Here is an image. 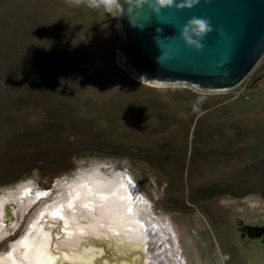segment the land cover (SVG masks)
Returning <instances> with one entry per match:
<instances>
[{
	"label": "rangeland",
	"instance_id": "rangeland-1",
	"mask_svg": "<svg viewBox=\"0 0 264 264\" xmlns=\"http://www.w3.org/2000/svg\"><path fill=\"white\" fill-rule=\"evenodd\" d=\"M16 1H0L7 3L6 12L0 9V55L19 41L15 30L23 33L25 49L29 29L50 52L16 65L19 76L43 84L37 101L13 113L0 101V260L14 254L18 264H29L31 240L42 233L44 256L56 260L93 248L94 264H264V57L231 90L146 83L121 62L126 36L116 5ZM162 144L182 154L187 145L178 171L142 160L144 151ZM100 169L107 170L104 180L121 176L140 196L131 211L144 241L114 233L105 218L109 227H86L100 216L92 197L84 198L88 214L79 200L70 214L62 205L63 218L47 210L79 178ZM223 184L262 194L205 197Z\"/></svg>",
	"mask_w": 264,
	"mask_h": 264
},
{
	"label": "water",
	"instance_id": "water-1",
	"mask_svg": "<svg viewBox=\"0 0 264 264\" xmlns=\"http://www.w3.org/2000/svg\"><path fill=\"white\" fill-rule=\"evenodd\" d=\"M129 2L119 4L118 21L126 36V64L141 79L226 91L239 86L264 57V0H200L191 9L173 7L159 15L147 5L129 14L125 6L121 13ZM194 16L212 27L199 52L179 37Z\"/></svg>",
	"mask_w": 264,
	"mask_h": 264
},
{
	"label": "bare ground",
	"instance_id": "bare-ground-1",
	"mask_svg": "<svg viewBox=\"0 0 264 264\" xmlns=\"http://www.w3.org/2000/svg\"><path fill=\"white\" fill-rule=\"evenodd\" d=\"M141 81L146 82V83H153L155 85L164 84V83L150 82L144 79H141ZM100 171H101L100 173L96 172V173H93L92 175H88L85 177L80 176L81 178H79V180H77L76 182L73 181L74 183L71 185L72 190L68 189L67 191L68 193L66 192L65 194H62V195L59 194L60 196L58 197V199H56L51 204V207L47 210L50 212L52 216L63 218L62 211L64 208L62 209V205L64 203L66 204L67 208L69 209V210L67 209V212H68V211H71V209H73L72 203L75 200L76 201L79 200L80 204L82 205V208L88 214V212H90L88 204L90 203H88L87 200L88 199L90 200V198L92 197L94 200H97L99 202L98 206H99L100 216L99 218L96 217L94 221L92 222H90L92 220L91 219L89 221L90 222L89 225L87 224L86 227L92 228L94 230L95 228L98 229L100 227H104L105 225L108 226L107 225L108 223L105 224L103 222V218H105L104 220H107L108 222L112 224V226H114V228L111 229L114 233L117 231L120 233L122 232L123 235L128 240H131V241L132 240L139 241V242L144 241L145 238L143 237L144 235L142 234V230H141L142 225L137 220L135 216L136 213L133 214L131 211V204L135 200H138L140 196L138 195V193L131 191L130 186L128 185L126 180L122 178L121 176L119 178L112 174V178L110 180L105 179L106 180L105 181L104 175L107 170L100 169ZM111 182H113L114 184L112 183L113 184L112 185ZM90 190H91V193H89ZM84 198H86L87 200H85ZM72 221H74V219ZM108 227L106 229H108ZM116 228H118V230ZM165 229L169 231L168 228H165ZM78 230H80L81 232L83 231L80 228H78ZM97 231L99 232V230ZM81 232H79V234ZM38 236L39 237L36 236L34 240H31L33 241L31 243L34 244L36 248H34L33 250L27 251L26 256H25L27 257L29 264H66V263L94 264L95 253H94L93 248H85L82 252L73 253L72 255L65 253L63 257L60 256V258L58 257L57 260L52 258L51 256L46 257L44 256V251L46 250L45 246L47 245V238L42 233H39ZM67 240L69 242H73V240L70 238H68ZM0 264H18V263L15 261L14 254H13L9 258H7L6 261L0 260Z\"/></svg>",
	"mask_w": 264,
	"mask_h": 264
},
{
	"label": "trees",
	"instance_id": "trees-1",
	"mask_svg": "<svg viewBox=\"0 0 264 264\" xmlns=\"http://www.w3.org/2000/svg\"><path fill=\"white\" fill-rule=\"evenodd\" d=\"M2 1V0H0ZM5 1V0H4ZM22 1V0H21ZM21 1H16V3H20ZM6 4L5 2H3L2 4H0V9H3L4 12H6ZM21 4V3H20ZM20 6V5H19ZM21 16H23V14L21 13ZM5 20L3 19L2 22H4ZM13 24H15V27H18V22H14ZM18 24V25H17ZM33 30V31H32ZM29 29L27 31L28 33V38L32 39V41H29L28 44H31L28 46V44L26 45L25 49V37L22 33V35H18L17 34V30H15V38L20 37L19 41L16 42V45H13L12 47L10 46L5 47L1 50V53L4 55H0V101L1 104H4L3 109L8 110V111H13L14 110H19L20 108H22V105L25 103H29L32 102L33 100L37 101L38 98L36 97L37 95H39L41 93V88L43 87V84L40 83L39 80H29V78H23V75L21 74L19 76L20 73L18 72V69L16 67L17 63L19 64H24V62H31L32 61V56L33 57H42L45 56L46 54H48L49 49H43L42 48V40L37 41V30L36 29ZM36 30V31H34ZM0 31H1V27H0ZM32 31V32H31ZM6 34L5 31L2 35V38H5ZM17 36V37H16ZM33 42V43H31ZM38 42L40 45H38ZM53 47V46H52ZM24 49V50H23ZM64 49V52H66L67 46H63L62 50ZM11 59V60H10ZM11 61L13 62V65H11ZM10 64V68L8 67V65ZM3 65L5 66V68H3ZM5 69V70H4ZM20 71L21 73L23 72L22 66H20ZM45 73V71L43 72ZM33 77V76H32ZM32 79V78H31ZM12 84V85H10ZM15 89V93L16 96L12 95L10 96V91L11 89ZM29 88L31 89V93L32 95H30L28 92L27 94V98L23 97L24 96V91L23 90H28ZM35 93V94H33ZM21 96V97H19ZM19 97V98H18ZM13 98V100L11 99ZM199 121L196 122L193 133H192V146L196 147V143H197V138L200 135V125H199ZM215 134H210V137H214ZM209 145V144H207ZM165 146V148H164ZM184 152L183 154L181 153V148L180 149H176L175 148H170L169 145H163L161 147H156V146H152L151 149H148L147 151H144L142 153V155L144 156V158L142 159L144 162L150 164V166H152L154 168L159 166H162L165 170L168 169L169 167H173L174 168V172L178 171L176 168H178L180 163V158L184 157L187 154V145H184ZM182 154V155H181ZM163 158V159H162ZM162 159V160H161ZM185 159V157L183 158ZM161 160V161H160ZM173 160V162H172ZM174 161H177V165H174ZM183 161V160H182ZM172 163V166H170L169 164ZM264 163V162H263ZM184 166V163H182V165L180 166V169L182 170ZM264 166V165H263ZM257 168V166L255 165V169ZM264 167H262L263 169ZM251 170H253V168H250ZM173 170V169H172ZM247 175V173H244ZM253 173V177H254ZM251 175V176H252ZM225 184H223V187H218L217 189H213L212 191H209L206 193L205 197H215L217 195H224V196H232L235 198H242L244 196H250V195H256L258 194L260 196V194L262 193H258L255 190H239L237 188L233 187H224ZM232 188V189H231Z\"/></svg>",
	"mask_w": 264,
	"mask_h": 264
},
{
	"label": "clouds",
	"instance_id": "clouds-1",
	"mask_svg": "<svg viewBox=\"0 0 264 264\" xmlns=\"http://www.w3.org/2000/svg\"><path fill=\"white\" fill-rule=\"evenodd\" d=\"M78 3L79 0H76ZM200 0H130L128 4L124 5L128 7L129 14L133 9L139 10L142 6L147 5L152 13L159 15L160 11L163 9H170L175 7L177 11L182 9H191L196 6ZM107 3H111L113 6L124 4L121 0H87V4L89 7H97L100 5L107 6ZM120 13V14H121ZM212 32V27L210 22L203 17H192L189 19L184 26L180 29L179 37L183 41L184 45L196 52H199L203 48V44L201 43L204 38Z\"/></svg>",
	"mask_w": 264,
	"mask_h": 264
},
{
	"label": "built area",
	"instance_id": "built-area-1",
	"mask_svg": "<svg viewBox=\"0 0 264 264\" xmlns=\"http://www.w3.org/2000/svg\"><path fill=\"white\" fill-rule=\"evenodd\" d=\"M116 8H117V11H118L119 8H120V5H116ZM117 26H118L119 31L122 32V33L124 34V32H123V30L121 29V26H120V24H119V21H118V15H117ZM124 35H125V34H124ZM119 55H120L121 62H122V63H126V57H125L124 52L122 51V53L119 54Z\"/></svg>",
	"mask_w": 264,
	"mask_h": 264
}]
</instances>
